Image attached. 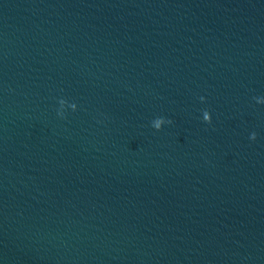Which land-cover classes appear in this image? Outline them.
<instances>
[{
	"label": "water",
	"instance_id": "1",
	"mask_svg": "<svg viewBox=\"0 0 264 264\" xmlns=\"http://www.w3.org/2000/svg\"><path fill=\"white\" fill-rule=\"evenodd\" d=\"M0 264H264V0H0Z\"/></svg>",
	"mask_w": 264,
	"mask_h": 264
},
{
	"label": "clouds",
	"instance_id": "2",
	"mask_svg": "<svg viewBox=\"0 0 264 264\" xmlns=\"http://www.w3.org/2000/svg\"><path fill=\"white\" fill-rule=\"evenodd\" d=\"M201 100H204L205 98L204 97H201L200 98ZM205 121L207 122H211V115L209 114L208 111H205ZM165 123H172L171 120H166L164 117H160L157 121H156V124H155V129L159 130L161 127V124H165ZM251 139H255L256 138V134L253 132L251 134Z\"/></svg>",
	"mask_w": 264,
	"mask_h": 264
}]
</instances>
